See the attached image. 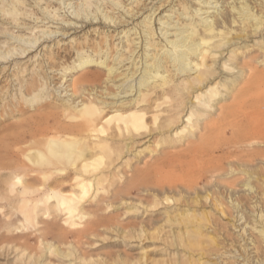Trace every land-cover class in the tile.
Masks as SVG:
<instances>
[{
	"label": "bare ground",
	"instance_id": "1",
	"mask_svg": "<svg viewBox=\"0 0 264 264\" xmlns=\"http://www.w3.org/2000/svg\"><path fill=\"white\" fill-rule=\"evenodd\" d=\"M26 1L0 0V15L26 26L27 22H19L21 19L29 20L26 16L32 17L33 13L29 15ZM35 1L40 4L42 0ZM84 1L90 7V0ZM215 1L216 6L219 4L220 7L215 13L202 19L206 23L204 28L199 29L191 24L189 28H185L188 34L182 39L168 41L165 55L172 61V70L160 63H150L146 65L147 69L141 70L139 78L132 80L137 74L135 70L126 76L127 79L120 86L112 85L115 90L107 85L82 90L67 85L64 94L62 91L58 92L62 98V115L65 119H55L56 116L51 112L41 114V123H28L33 125L29 130L34 140L31 145L20 148L17 151L20 154H3L9 163L6 161L8 164L0 167V242L6 243L15 252L18 256L15 257L16 262L57 264L45 261L44 258L47 254L56 253L66 261L64 264L71 263L73 255L78 254L81 249V241L86 235L97 232L96 229L101 224L103 215L98 211L106 198L104 188L114 185L112 178L117 172L111 166L124 153L125 156L132 154L140 157L142 150L138 146L153 138L156 147L165 141L171 144L172 149L179 148V151L170 153L173 155L170 157L161 156L151 162V165L166 163V160H170L168 165H182L185 163L182 154H196L209 143L210 133L215 132V148L219 154L215 155L213 152L214 156H210L211 159L206 164L199 165L214 176L213 185L207 184L211 188L210 192L208 189L202 190V186H197V183L192 187L179 184L183 189L179 193L186 195L187 203H198V199H204L202 204L206 206L205 203L209 201L208 207H211L200 212L190 211L188 208L181 213L179 220L185 224L186 229L178 231L177 237L191 256L182 264L225 263L223 258L219 260L224 252H219V239L216 236L221 235L227 225L220 219H215L212 210L231 217L235 213L234 209L237 210L235 217L240 215L245 220L239 224L242 225L243 232H248L247 225L254 228L247 234L248 242L245 247L239 244L240 249L243 247L249 251L251 263L264 264V229L258 231V236L254 235L255 222L260 221L264 227V150L259 149L264 146V75L259 76L256 83H260V86L253 90L250 88L254 83L251 68L231 62L238 59L244 63L238 56L240 51H237L247 48L251 38L259 36V39L252 41L253 44L264 45L261 33L262 27L264 30V0ZM179 8H182L179 16L181 13H189L184 2L180 1ZM234 9L239 12V17L233 12ZM79 11H83V8ZM80 12L74 11L75 20L95 23V20L100 19L101 22L103 18L104 23L109 21V26L117 23L108 14L99 16V12H96L91 16L92 12L88 11L84 16ZM51 14L53 13L48 16L50 19ZM154 14L155 10L147 16L149 21L152 22ZM52 19H57L56 15ZM243 19L255 21L251 29ZM142 20L145 21V18ZM147 25L150 29L147 34L153 38L155 29L151 24ZM26 28L33 29L30 32L33 37L12 36L14 42L18 43L10 46L7 51L0 52V65L5 64L0 68V81L6 76L7 84L12 81L18 86L14 95L8 94L11 91H8V86L6 91L0 88V109L10 106L11 114L16 110L19 112L31 107L36 109L38 105L48 107L52 99L49 86L56 85H52L51 81L48 83V79L39 74V59L50 61L51 57L45 48L52 45L38 50L43 40L52 38L55 31L43 28L42 35L37 36V26ZM232 34L235 35L231 36ZM130 42L133 43L132 40ZM19 44L25 46L18 47ZM31 53L33 54L30 56ZM260 53L264 57V47ZM226 54H229L228 57ZM103 56L92 59V56L87 55L82 63H100ZM107 59L102 65L110 66L107 76L111 78L116 70ZM116 60L117 58L114 64H117ZM142 61L143 65L147 58ZM35 62H38L37 67ZM166 62L170 63L168 60ZM68 69L66 67L64 70L69 71ZM174 76L184 78L176 82ZM129 78L131 83L127 82ZM66 80L64 78L58 87H63ZM241 84L243 87L238 92ZM122 94L124 95L121 96ZM128 98L131 101L126 102ZM226 101L231 103L227 105ZM52 119L55 123L51 126L49 123ZM18 141L19 138L15 137L14 142L19 143ZM254 148L258 149L256 153H253ZM144 163L146 166L141 169L134 164L130 166L133 171L140 170L148 176L151 165L146 161ZM236 174L241 176L240 179L229 183L220 179L224 176L234 177ZM118 175L123 180L124 188L109 192L111 194L107 199L110 200V205L142 203L141 197H135L132 192L139 179L129 175L125 168L119 169ZM68 180L70 189L63 191ZM141 185L144 191H150L148 181H142ZM200 192L204 194H196ZM170 198L166 197V200L171 201ZM87 199L92 202L91 209L84 207ZM256 206L260 207L259 213H250L255 212L253 207ZM252 216H255L254 219ZM49 235L55 238L50 239ZM32 241L40 244L42 253L34 251ZM194 254H197L196 261L192 260ZM205 256L216 257V260L212 261ZM248 258H243L246 263H238H250ZM226 263L231 264L230 261Z\"/></svg>",
	"mask_w": 264,
	"mask_h": 264
},
{
	"label": "rangeland",
	"instance_id": "2",
	"mask_svg": "<svg viewBox=\"0 0 264 264\" xmlns=\"http://www.w3.org/2000/svg\"><path fill=\"white\" fill-rule=\"evenodd\" d=\"M180 1L186 4L187 12H189L187 15L182 13L180 16L178 15L182 10V8H179ZM207 1L211 3H207ZM241 1L242 0H240V2ZM26 3L30 11L29 15L33 13L32 17L26 16L29 20L21 19L19 21L27 22V25L25 24L26 26H24V24L19 25L5 15H0V52L7 51L10 46L18 43L14 42L12 36L23 35L25 38L33 37V34L31 35L30 33L33 29L26 27L37 26L38 28L35 29L37 36L42 35L41 30L43 28L55 31L52 38L47 41L43 40L38 50L43 46L47 47L48 45H52L51 47L48 46L45 48V51L51 57V59H49L50 61L47 62L46 59L43 58L39 59V74L48 79V83L51 81L52 85H56L55 87L49 86L52 99L49 101L50 105L48 107L38 105L36 109L35 107H31L19 112L16 110L13 114L10 113V106H7V108L1 107L0 167L2 168L9 163L8 159H5L3 154H20L19 152L17 153L20 148H25V145L29 146L34 141L29 133L33 125L28 123L39 122L40 115L47 112L54 114L56 116L55 119H59L60 117L61 119H65L62 115V98L58 95V92L62 91L64 94V88L67 85H71L74 89L78 90L87 89L91 86L99 88L101 85H107L111 88H113L112 85L117 87L127 79L126 76L128 74L131 75L135 70L137 74L132 80L136 77L139 78L142 75L141 70L147 69L146 65L150 63L154 65L160 63L163 66H167L169 70H172V61L165 55V49L167 45H169L168 41L182 39L188 34L185 28H189L191 24L198 26L199 29L204 28L206 23L203 22L202 19L215 13L217 8L220 7L219 4L216 6L215 0H90V7H88V3L84 0H42L40 4L36 3L35 0H27ZM77 4L79 5L77 6ZM74 7L78 8L75 10ZM81 7L83 8L84 12H81L84 16L85 13L92 12L91 16H93L94 13L96 14V12H99V16L104 14L113 16L117 20V23L109 26V21H105L104 23L105 19L102 17L101 22L100 19H97L95 23L75 20L74 17L76 15L74 11L80 12L79 9ZM154 10L155 14L151 22V20H148L149 17L147 16ZM137 12L138 14H136ZM233 12L239 17L240 14L237 10L234 9ZM50 13H53L51 14V19L48 17ZM132 14H135V16ZM54 15H56L57 19H52ZM79 17L81 18V16ZM143 18H145V21L142 20ZM243 20L247 23L249 29H251L252 24L255 23V21L251 19ZM44 22L49 23L43 24ZM147 24H151L155 29L153 38L147 34L150 30ZM262 29L261 33L264 38V30ZM234 35L232 34L231 36ZM259 38V36L251 38L247 48L238 49L237 53L240 51L238 56L243 59L244 63L238 61V59L231 60L234 65L245 64L251 68L254 74V83L251 84L250 88L253 90L260 84L256 83L259 76L264 75V57H261L260 53L264 45L253 44L252 42ZM131 40L133 43L130 42ZM154 43H156L155 46ZM24 46L25 45L22 44L18 45V47ZM32 54L33 53H31L30 56ZM87 55L92 56V59H97L100 55L104 56L100 63L90 62L83 64L82 61L86 60L85 56ZM228 55L226 57H228ZM164 57L166 59H163ZM107 58H109V62ZM116 58L117 64H114ZM127 58H129V60ZM145 58H147V62H144L142 65L141 62H143L142 60H145ZM106 59L116 70V72L113 73L114 75H111V78L107 76L110 66L102 65ZM119 59H121V62ZM167 60L170 63L166 62ZM35 63L37 67L38 62ZM4 65L5 64H2V66L0 65V68ZM66 67H69V71L64 70ZM172 73H174V71L171 72V74ZM256 76L258 77L255 78ZM5 77L6 76L2 78L3 81H0V88L6 91V86H8V91L11 90L8 94L14 95L18 86L16 82L12 83V81L9 83L11 84L9 86ZM10 77L11 76L8 77L9 80ZM27 77H29V75ZM64 78L65 80L67 78V80L64 82L63 87H58ZM174 78L176 82H180L184 76L181 78H179V76H174ZM130 80L131 78H129L127 82L131 83ZM242 87L243 84L238 87L239 89L237 91L239 92ZM113 89L115 90V88ZM123 95L124 94L121 96ZM129 101H131L130 98L126 100V102ZM226 102L227 105L231 103L230 101ZM54 123V119H52L49 124L52 126ZM20 124H22V126H19ZM210 134L209 143L205 144L206 146L204 145L202 149H199V152L191 155L182 154L183 161L185 162L182 165L179 163L168 165L170 160H166V163H154L151 165V162H154L157 158H161V156L170 157L173 156L170 153L179 151V148L172 149L171 144L165 141L161 142L160 145L156 147L153 138L146 143L142 142L144 144L138 146V149L142 150L140 157H134L132 154L125 156L126 153H124L123 157L112 164L111 169L113 171L117 170L115 176L112 178L115 186H109L107 183L105 184L109 187L106 186V188H104V193L106 195H104V193L103 195L106 196V198L105 201L102 202V208L98 211L99 214L103 215L101 224L97 227V232L86 235L83 242L81 241L79 245V249H81L78 254L73 255L70 264H182L189 260L191 257L190 253L179 243L180 241L177 237L178 231H184L186 229L185 224L180 222L179 217L181 213L188 208H190V211L195 210L196 212H200L202 209L206 208L209 210L211 207H208L210 204L209 201L205 203L206 206L202 204L204 199L203 201L198 199V203H187L186 195L181 192L179 193L180 189H182L180 188V183H184L189 187H192L193 184L196 186L197 183V186H202V190L207 191L208 189L210 192L211 188L209 185H213L212 180L214 176L210 175L211 173H209L204 166L200 167L203 163L206 164L207 161L211 159L210 156H214V153L215 155L219 154L215 148L217 141L215 132H211ZM229 136L230 134L227 135V137ZM15 137L19 138V143L14 142ZM117 145L120 146L119 143ZM259 149L264 150V146L259 147ZM254 151L253 153H256L258 149L254 148ZM176 155L177 154H175V156ZM144 161L151 165L148 176H146V172L140 170L133 171L132 166H130V164H134L139 169L144 168L146 166ZM115 166L116 168L114 169ZM121 168H125L129 171V175L133 178L139 179L136 181V187L132 189V192L135 197H141L143 204L130 203L120 206L110 205V200L107 199L109 194H111L109 192L118 188L121 190L124 188L122 184L123 180L121 176L118 175V170ZM3 177H5V175ZM240 177V175L236 174L234 177L224 176L220 179L224 183H229L234 179H240ZM1 179L3 178L1 177ZM142 181H148V186L151 188L150 191L147 192L141 188L143 187L141 185ZM67 183L68 184L63 186V191H69L70 181ZM117 184H119V187L116 188ZM171 185L173 188L170 189ZM202 193L203 192L196 194L201 195ZM166 197H171V201H167ZM89 200L90 199H87L84 205L85 209H91L92 207V202ZM259 208L258 206L253 207L255 212L253 211L250 213H255V215L258 214ZM212 211L215 219L218 218L227 225V228L222 230L221 235L218 233L219 235L216 236V238L219 239V252H224V255L220 257L219 260L223 258L225 260L224 264H229L226 263L228 261H230L231 264H239L238 261L246 263L247 261L243 258L245 257L247 259L249 257V251L244 250L243 247H245L248 242L247 234L251 232L250 230L252 227L250 228L249 225H247L248 232L242 231V225L239 224L244 223L245 220L244 218L242 219L240 215L237 218L235 217L237 215L236 209H234L235 213H232L234 216H231L232 218L234 217V220L229 216L222 215L220 212ZM254 217L255 216H252L251 218L254 219ZM173 219H178L179 222L172 221ZM113 222H116V224ZM108 224H110V226ZM115 225L118 227H115ZM250 225H252V223H250ZM255 229V236H258V231L260 229H264L260 221L255 222ZM53 237L54 236L49 235L50 239ZM262 238H264V236ZM1 243L2 242H0V264H14L13 262H15V264H27L21 263V261L16 262L15 257L18 256H16L15 252L7 247L5 245L6 243ZM239 244H243L242 249H240ZM31 245L35 252H39V254L43 252L40 244L37 242L32 241ZM230 249H235L237 251L233 252ZM207 257H210L212 261L216 260L214 259L216 257L212 258L211 256H205V258ZM44 258L45 261H52L57 264H64V262H66L56 253L47 254ZM196 259L197 254H194L192 260L196 261ZM248 261L250 263L247 264H254L251 263V257L248 258Z\"/></svg>",
	"mask_w": 264,
	"mask_h": 264
}]
</instances>
